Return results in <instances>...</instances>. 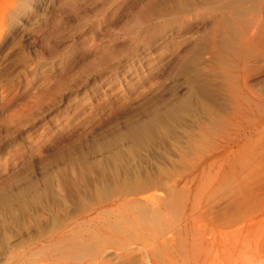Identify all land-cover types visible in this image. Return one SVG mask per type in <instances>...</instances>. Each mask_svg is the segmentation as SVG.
<instances>
[{
  "label": "rangeland",
  "instance_id": "rangeland-1",
  "mask_svg": "<svg viewBox=\"0 0 264 264\" xmlns=\"http://www.w3.org/2000/svg\"><path fill=\"white\" fill-rule=\"evenodd\" d=\"M0 264H264V0H0Z\"/></svg>",
  "mask_w": 264,
  "mask_h": 264
},
{
  "label": "bare ground",
  "instance_id": "bare-ground-1",
  "mask_svg": "<svg viewBox=\"0 0 264 264\" xmlns=\"http://www.w3.org/2000/svg\"><path fill=\"white\" fill-rule=\"evenodd\" d=\"M153 197V196H152ZM156 198V197H155ZM154 199V198H153ZM140 209V208H139ZM145 209V208H144ZM142 213V212H141ZM157 215V214H156ZM159 217V216H158ZM156 219V218H155ZM160 219V218H159ZM145 221V220H144ZM156 221H158V220H156ZM155 221V222H156ZM150 223V222H149ZM158 224V223H157ZM137 226V225H136ZM150 236V235H149ZM161 237V236H160ZM152 247V246H151ZM149 248V247H148ZM152 249V248H151ZM153 251V250H152ZM146 252H148V251H146ZM152 254V253H151ZM154 257V256H153ZM145 258V257H144ZM260 262V261H259Z\"/></svg>",
  "mask_w": 264,
  "mask_h": 264
}]
</instances>
